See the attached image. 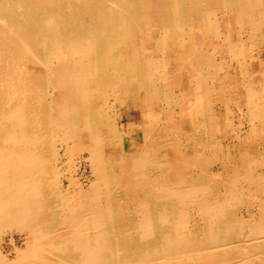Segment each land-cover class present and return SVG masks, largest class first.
Masks as SVG:
<instances>
[{
  "label": "bare ground",
  "instance_id": "1",
  "mask_svg": "<svg viewBox=\"0 0 264 264\" xmlns=\"http://www.w3.org/2000/svg\"><path fill=\"white\" fill-rule=\"evenodd\" d=\"M0 264H264V0H0Z\"/></svg>",
  "mask_w": 264,
  "mask_h": 264
},
{
  "label": "rangeland",
  "instance_id": "2",
  "mask_svg": "<svg viewBox=\"0 0 264 264\" xmlns=\"http://www.w3.org/2000/svg\"><path fill=\"white\" fill-rule=\"evenodd\" d=\"M66 162H67V159H65V162H64L65 163V165L63 166L64 173L62 174V177L68 178L71 175L76 176V177H78L80 179V181L82 183H85V186H88L87 180H85V178L89 179V178H91V176H90V174L88 172L87 173L84 172L82 168L78 169V167H79V165H78L79 164V157L75 156L74 159H72V161L70 163V166L66 165ZM14 238H15V240L19 241L20 245L23 247V242H25L23 237L21 239L18 235H16ZM8 240H10L9 237L7 238L6 241H8ZM7 244L8 245H6V247H7L6 249L9 250L11 248V246H10L9 242H7Z\"/></svg>",
  "mask_w": 264,
  "mask_h": 264
}]
</instances>
